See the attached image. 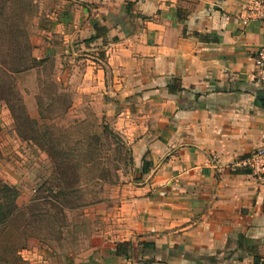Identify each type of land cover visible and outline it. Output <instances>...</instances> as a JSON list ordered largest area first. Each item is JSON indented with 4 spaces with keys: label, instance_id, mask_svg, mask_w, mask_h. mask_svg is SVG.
<instances>
[{
    "label": "crops",
    "instance_id": "1",
    "mask_svg": "<svg viewBox=\"0 0 264 264\" xmlns=\"http://www.w3.org/2000/svg\"><path fill=\"white\" fill-rule=\"evenodd\" d=\"M68 3L82 45L94 23L108 30L91 46L119 76L136 167L150 163L77 264H264V186L230 169L264 147V23L244 25L250 0Z\"/></svg>",
    "mask_w": 264,
    "mask_h": 264
},
{
    "label": "rangeland",
    "instance_id": "2",
    "mask_svg": "<svg viewBox=\"0 0 264 264\" xmlns=\"http://www.w3.org/2000/svg\"><path fill=\"white\" fill-rule=\"evenodd\" d=\"M68 1L17 0L14 4L20 18H13L28 33L33 57L43 60L49 56V60L15 77L28 117L38 123L36 131L24 135L6 104L0 103V178L20 191L21 207L37 210L34 212L44 215V220H37L35 225L28 215L25 223L19 219L11 227L8 237L1 235L3 260L12 261L5 253L6 239L11 238L16 249L23 248L20 257L24 264L88 261L90 248L98 243L95 234L115 227L114 214L125 200L128 185L142 180L143 169L136 167L125 126L118 121L124 110L115 96L119 76L108 66L104 47L82 45L76 29L66 27L68 6L72 4ZM92 17L93 12L91 21ZM66 31L69 33L62 34ZM106 125L120 134V139H103L97 144L95 138L102 135ZM89 145L100 149L96 153L101 165L94 166V157L91 163H84ZM53 146L58 152L75 156L76 165L82 164L80 170L74 167L68 177L56 173V164L65 160L57 156L55 162L50 154ZM61 179L66 184L72 182L73 189L81 192L70 200L82 199L90 205L63 213L52 207L57 191L46 189L54 188Z\"/></svg>",
    "mask_w": 264,
    "mask_h": 264
},
{
    "label": "trees",
    "instance_id": "3",
    "mask_svg": "<svg viewBox=\"0 0 264 264\" xmlns=\"http://www.w3.org/2000/svg\"><path fill=\"white\" fill-rule=\"evenodd\" d=\"M16 1L17 0H0V103L2 102L6 104V107L12 114L15 123H18L22 128L24 135H27L28 131L29 133L36 131L38 123L29 119L26 109L22 103V99L20 98L18 90L16 89L17 87L15 77L45 65L49 60V56L43 60H37L33 57V48L30 44V41L27 40L28 33L26 32L25 28H22L20 23L16 22V19L19 21L20 18L17 17L16 7L14 6ZM21 15L25 16L24 13ZM13 17H16V19ZM93 28L97 34L92 36L90 39L83 41V44L86 46H91L99 41L102 37L107 36L108 30L106 28L100 27L97 23L93 24ZM3 43H6L7 46L5 45L4 47ZM28 139L33 140L31 138ZM103 139L106 141L120 139V134L115 132V130L109 125H106L103 126L102 135L95 138L97 144L102 142ZM89 149L90 150L87 149L84 151V163H91L90 159L94 157V166L96 167L97 165H101V160L96 153L100 149L95 148V151L93 148H91V145H89ZM51 150L54 151L50 154L53 156L55 162L57 156L60 159L63 158L65 160H60V163L56 164V173H62L63 176L66 175V177H68V174L71 170H73L74 167L78 171L80 170V166H82V164L79 165V163H77L76 165L75 156L69 153H64L63 151L58 152L57 150H54V146L51 148ZM108 150L109 149H106L105 151ZM117 150L119 149L117 148ZM126 150L128 152L127 148ZM93 153L95 154L93 155ZM149 168L150 163L144 161V173H147ZM103 172L106 173V169H104ZM58 182L59 183H57L54 188L46 189L50 192H54L55 190L57 191V194L54 196L55 204H53L52 207H55V209L63 213L64 211H73L90 205L86 202L82 203V199H76L74 202L70 200V197H75L81 193L77 189H73L72 182H68L66 184L62 181V179L58 180ZM44 198L48 199L47 197ZM19 199L20 191L16 187L9 185L0 178V236L8 233L11 227L15 223L19 222V219L25 223L26 217L28 215L30 216L29 218L33 220L35 225L37 220H44V215H39L34 212L37 210H33V208L30 209L29 206L21 207L19 205ZM45 202H47V205H51L49 203L52 201L47 200ZM6 237H8V234H6ZM31 237H33L32 234L30 238ZM6 242H8V244L5 246V253L9 254V256L11 255L10 258L12 261L6 259L3 260L0 256V264H24L20 257V253L24 251L23 248L22 250L21 248L16 249L14 241L11 238H7ZM10 245H13V247ZM128 246L129 244H119L117 246L118 253L120 254L126 252ZM0 253L4 254V250L2 251V249H0Z\"/></svg>",
    "mask_w": 264,
    "mask_h": 264
},
{
    "label": "built area",
    "instance_id": "4",
    "mask_svg": "<svg viewBox=\"0 0 264 264\" xmlns=\"http://www.w3.org/2000/svg\"><path fill=\"white\" fill-rule=\"evenodd\" d=\"M246 12L247 15L243 17L244 25L250 21L264 23V0H250ZM255 66L258 72L256 77L264 82V47L257 51ZM230 169L233 172L242 169L249 171L259 184L264 186V147L255 150L245 159L234 162Z\"/></svg>",
    "mask_w": 264,
    "mask_h": 264
}]
</instances>
